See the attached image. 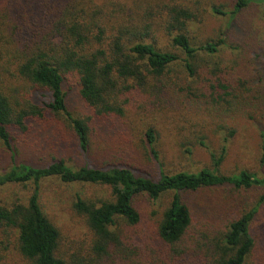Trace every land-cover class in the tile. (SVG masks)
<instances>
[{"label":"trees","instance_id":"obj_1","mask_svg":"<svg viewBox=\"0 0 264 264\" xmlns=\"http://www.w3.org/2000/svg\"><path fill=\"white\" fill-rule=\"evenodd\" d=\"M187 1L0 0V145L13 152L15 132L51 123L72 131L87 151L94 117L68 110L69 90L102 122L123 116L132 98L154 99L173 89L194 100L205 93L217 102L237 99L242 81L216 61L224 40H196L198 1ZM248 1L237 0L232 12H212L233 16ZM157 136L149 127L141 138L154 158ZM224 152L212 156L210 168H159L157 177L129 166L71 167L60 159L42 168L14 163L0 174V186L32 188L0 203V264H247L256 248L251 225L264 203V176L221 174ZM46 179L108 189L101 198L70 197L85 233L65 231L45 213L40 183ZM215 188L262 193L223 229L209 232L194 226L184 196ZM165 196L170 199L154 229H138L136 200L156 204Z\"/></svg>","mask_w":264,"mask_h":264},{"label":"rangeland","instance_id":"obj_2","mask_svg":"<svg viewBox=\"0 0 264 264\" xmlns=\"http://www.w3.org/2000/svg\"><path fill=\"white\" fill-rule=\"evenodd\" d=\"M197 1L193 9L194 36L201 42L217 37L224 40L216 61L236 82L242 81L243 88L235 92L237 99L229 97L217 102L205 93V97L194 100L195 97L173 89L154 99L132 98L123 116L113 115L102 122L69 90L68 110L82 118L94 117L88 150L83 152L79 148L72 131L64 125L34 123L26 132L12 135L13 152L0 145V174L14 163L42 168L60 159L71 167L129 166L135 173L157 177L159 168L164 172L210 168L212 156H219L224 147L221 174L247 170L264 176V1L249 0L233 16L214 14L212 7L232 12L237 0ZM149 127L158 135L154 147L156 158L147 144L141 142ZM31 188L0 186V203L14 196L24 197ZM105 192L108 189L98 186H66L55 179H46L40 183V202L45 213L62 229L85 233L82 219L70 210V197L82 193L87 199H96ZM261 193L260 190L205 189L184 196V201L194 226L211 232L223 229L229 220L250 209ZM169 199L165 196L156 204L146 198L137 199L136 208L142 219L138 229L153 230ZM251 229L256 248L247 264H264V203Z\"/></svg>","mask_w":264,"mask_h":264}]
</instances>
